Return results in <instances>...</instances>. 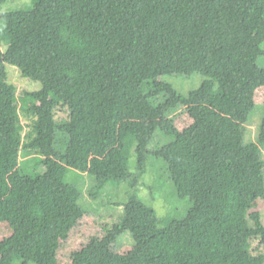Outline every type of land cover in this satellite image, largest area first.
Returning a JSON list of instances; mask_svg holds the SVG:
<instances>
[{
    "label": "trees",
    "instance_id": "trees-1",
    "mask_svg": "<svg viewBox=\"0 0 264 264\" xmlns=\"http://www.w3.org/2000/svg\"><path fill=\"white\" fill-rule=\"evenodd\" d=\"M8 1L0 0V223L13 235L0 240L3 264H60L61 244L93 214L67 182L71 169L92 181L93 206L123 213L68 264H248L253 243L264 251L262 215L249 213L264 200V119L258 142H245L264 87L254 34L264 30V0H31L1 12ZM21 10L37 13L29 30L14 21ZM8 64L41 89L19 99ZM196 74L206 80L187 96L162 81ZM22 109L36 117L26 142ZM184 113L194 122L180 130ZM29 162L42 171L28 174ZM151 166L156 188L169 177L190 200L184 218L160 217L140 197ZM123 184L128 201L119 204ZM126 232L133 249L115 253Z\"/></svg>",
    "mask_w": 264,
    "mask_h": 264
},
{
    "label": "rangeland",
    "instance_id": "rangeland-1",
    "mask_svg": "<svg viewBox=\"0 0 264 264\" xmlns=\"http://www.w3.org/2000/svg\"><path fill=\"white\" fill-rule=\"evenodd\" d=\"M31 0H9L6 6L1 12H9L11 10L24 8L29 5ZM37 18V13H25L19 11L15 13L14 21L19 27H25L29 30L33 26ZM254 34L264 47V30L255 29ZM5 49V46H3ZM260 66L264 67V57L259 62ZM7 72H9V82L16 86L17 96L21 99L26 92H34L41 89L42 85L37 82H33L30 79L24 78L17 67L7 65ZM206 80V77L200 74L194 75L190 79L174 76H164L163 82L171 84L179 94L187 96L191 91L198 89L202 83ZM256 108L250 116L249 121L246 123V143H257L260 137L261 125L264 119V87L257 90L255 95ZM20 106L21 101L19 100ZM61 116H69L68 112H60ZM72 116L78 117L81 115L79 111L71 113ZM21 125L23 127V139L25 142L28 140V135L33 132V127L36 121V117L27 113L25 109L20 111ZM193 119L189 114L184 113L176 119V126L180 130L189 128L193 124ZM153 146V145H152ZM151 146V148H152ZM23 156V153H22ZM30 158L33 161L40 159L37 155H32ZM28 160L29 157H27ZM35 162H29L26 166V172L32 174L34 172H41L42 169L36 166ZM136 157L133 155L131 158L132 169L135 168ZM157 163V162H156ZM157 170L154 166L149 167L147 174L143 178L145 186L140 191V197L143 201L155 208L160 217L171 215L170 219L179 220L184 218L190 211L191 202L189 199H179L175 191L173 183L170 182L169 177H163L156 188ZM67 182L77 187L84 199L82 203L88 206L89 211L93 214L85 216L80 224L71 232L69 239L61 244V248L58 253L59 263L68 264L71 262V256L74 252L81 250L92 239L102 238L106 234L108 228L117 223L119 214H121L122 207L120 206H104L97 208L90 202L88 196V187L92 181L85 174L69 170L67 176ZM121 193L115 200L119 204H124L128 201V184L121 186ZM257 212L262 215L264 221V200H259L249 213ZM118 216V217H117ZM12 229L6 223H0V240L10 241L12 239ZM134 247V239L130 232L123 234L118 242L113 245V251L119 254H127ZM263 246H260L259 241L253 243L252 251L244 254L243 258L248 264H264V259L260 258V255L264 253ZM7 257L0 254V264H3Z\"/></svg>",
    "mask_w": 264,
    "mask_h": 264
}]
</instances>
